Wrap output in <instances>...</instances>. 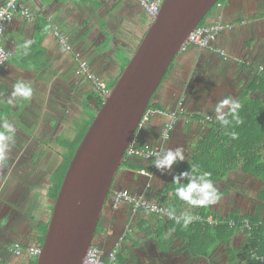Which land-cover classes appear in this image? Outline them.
Listing matches in <instances>:
<instances>
[{
	"label": "crops",
	"instance_id": "0c3cea01",
	"mask_svg": "<svg viewBox=\"0 0 264 264\" xmlns=\"http://www.w3.org/2000/svg\"><path fill=\"white\" fill-rule=\"evenodd\" d=\"M4 1L0 0V5ZM25 3L36 13L35 19L16 17L2 38L14 57L0 68V124L6 119L16 131L8 159L0 166V264H30L34 256L27 249L39 246L40 226L51 218L52 183L47 176V160L53 152H47V130L62 145L59 136L74 135L76 127L80 128L89 118L90 106H94L95 100L90 99L95 91L93 86L76 73V53L88 59L91 70L110 84L118 79L124 61L132 56L152 22L139 0H37V3L25 0ZM219 13L225 21L235 23L216 42L229 58L194 46L180 52L152 101L182 117L168 140L163 141L160 136L169 119L166 114L155 113L142 133L144 142L158 144L163 149L182 147L184 161L197 153L201 142L219 122L214 111L219 100L231 96L245 106L258 101L260 87H264V82H257L258 74L264 73V0H225L208 22ZM49 20L69 35L74 46L72 52L61 46ZM35 38H42L40 46L34 52L30 48L25 50L24 45ZM20 80L32 86L30 100L11 96L14 84ZM6 110L10 113L5 114ZM63 152H57L61 158L55 167L62 161ZM181 163L173 165L171 174L157 169L152 177L124 166L117 173L112 191L127 189L159 202L169 200L173 192L167 186ZM229 179L235 181L229 184ZM258 179L240 170L231 172L220 182V199L208 206L207 213L227 217L254 212L248 201L251 196L252 202L259 200L262 182ZM249 182L261 186L255 194L252 188L248 191ZM249 207L252 211L246 212ZM183 209L191 206L181 202L180 213H184ZM159 223L158 216L132 213L126 203L116 209L108 203L96 240L108 253L124 236L122 243L129 242L124 246L140 249L130 253L131 261L135 258L137 264H151L153 260L164 264L166 258L162 252H165L156 235ZM165 235L172 240H169L171 252L165 254L172 255L179 264L190 257L182 247L183 239L170 230ZM155 248L161 251L160 255H156ZM18 249L23 252L18 254Z\"/></svg>",
	"mask_w": 264,
	"mask_h": 264
},
{
	"label": "water",
	"instance_id": "95a60500",
	"mask_svg": "<svg viewBox=\"0 0 264 264\" xmlns=\"http://www.w3.org/2000/svg\"><path fill=\"white\" fill-rule=\"evenodd\" d=\"M219 0H163L79 143L52 198L53 210L36 264H83L97 235L127 148L165 74ZM37 3V0H35Z\"/></svg>",
	"mask_w": 264,
	"mask_h": 264
},
{
	"label": "trees",
	"instance_id": "16d2710c",
	"mask_svg": "<svg viewBox=\"0 0 264 264\" xmlns=\"http://www.w3.org/2000/svg\"><path fill=\"white\" fill-rule=\"evenodd\" d=\"M43 1L47 2V0ZM224 1L225 0H219L218 2L223 3ZM214 8H216V4L208 12L200 24H205L208 22L206 21V18L209 16V14H211V11ZM45 29H47L46 22ZM41 39L42 38H35L32 40L28 48L32 49L34 52V50L40 46ZM39 57L40 56L37 58L39 59ZM130 58H127L124 61V64L122 65V71L125 65L129 62ZM172 66L173 63L170 65L164 78L170 72ZM116 80L108 84V87L112 88ZM257 82H264V73L258 74ZM260 89L262 92L259 93V98H257L258 101L245 106L242 105V109L240 110V118L243 122L241 124H236L235 121H233L227 128H225L221 126L220 122L215 123L216 128L214 127L211 135L208 136L205 141L201 142L197 153L194 154L190 159L183 161L175 173L176 175L185 170L195 168L198 170V172H209L211 174L210 179L214 183L224 181L228 175L235 170H240L242 173L248 176H256L262 182V188L258 193L259 209L256 212L244 214L236 213L227 217L208 214V207H191V209H183L182 212L185 214H190L193 216L200 214L205 218L208 215H213L216 219L224 220L217 225H211L207 221L203 222L193 220V222L187 228L183 226L182 221L181 223L177 224L176 220H165L164 218L158 216L160 218V223L156 230V235L158 236L157 238L161 240L160 245L162 244L161 248L165 253L171 252V247L169 246V240L171 239L166 238L165 235L168 230L173 231L181 239H183L184 244L182 247L184 251L195 257H209L215 247L223 243L226 244L236 233H244L246 235L245 245L248 246L247 251L252 254V257L254 255L252 261H250L249 264H264V258L261 259V257H264V87L261 85ZM90 99L95 100L99 105H102L103 103L102 96L96 91L92 92ZM152 100L149 103L148 108L157 109L159 105L153 103ZM90 108L92 112L89 118L86 119L80 126L75 138L72 140L60 139V142L66 148V151L62 154V161L57 167L54 168L49 177L52 183L49 189V194L52 198L57 196L76 148L83 139L88 127L97 113V110L94 108V106H90ZM159 109L162 108L159 106ZM4 113L8 114L10 112L9 110H6ZM180 117L182 116L179 114L178 120ZM229 119H231V117H229ZM232 132L238 133V139H232ZM140 141L141 143H145L143 137ZM124 166L138 170L145 166V161L138 157L126 155L122 164V167ZM181 183L186 184L187 180H182ZM176 187L177 185L174 183L172 177L167 189L172 190L173 197L169 200L164 199L161 203L169 206L171 210L180 213L181 202L183 201H180L175 196ZM230 220L235 221V224L230 225ZM245 220H248V225L246 224ZM47 228L48 223H44L40 226L39 247H41L44 242ZM99 229L100 223L97 227V233L99 232ZM170 242H172V240ZM172 252H176V250H172ZM105 258L107 257L105 256ZM36 261L37 257H34L30 264H36ZM128 262L129 257L123 255V253H120L119 251L117 253L116 264H128Z\"/></svg>",
	"mask_w": 264,
	"mask_h": 264
},
{
	"label": "built area",
	"instance_id": "2783aa9c",
	"mask_svg": "<svg viewBox=\"0 0 264 264\" xmlns=\"http://www.w3.org/2000/svg\"><path fill=\"white\" fill-rule=\"evenodd\" d=\"M139 1L145 8L148 16L153 21L160 12L163 0ZM222 6V2L216 3V8H221ZM16 17H22L27 21H32L35 19L36 13L31 10V8L25 3V0H5V2L0 5V68L9 63L14 57L13 50L7 48L2 43V38L5 31L7 30L8 24L12 22ZM48 22L61 46H63L66 51L72 52L74 46L69 35L64 32L55 22H52L50 20ZM234 26L235 23L225 21L222 14L219 13L217 15V18H215L213 21L207 22L205 24H199L193 31H191L188 38L182 44L181 52L187 50L190 46H194L198 49H205L211 52L218 53L226 59L229 57L228 53L225 50L220 49L217 46L216 42L222 32L228 29H233ZM76 57L77 75L85 77L91 83L94 90L102 96L104 101L110 94V88L108 87V84L91 70L88 59L83 58L80 53H76ZM155 113H161L163 115L166 114L167 116H169V119L165 122L162 128L160 136L163 141L168 140L171 137L172 132L177 124L179 113L176 111L168 112L158 108H148L145 111L141 123L139 124L125 154V156L128 155L132 157H138L144 160L146 162V165L138 169V172L148 177H152L157 171V168L153 164V161L155 159L153 153H159L162 148L158 144H151L146 142L141 143L140 140L142 138L143 130L146 128V125ZM206 118L208 120L211 119L210 116H206ZM165 136L167 137V139H165ZM109 203H111V205L115 209L119 208V206L123 203H126L131 207L132 213L147 212L164 218L165 220H175L170 219L166 214L167 211H171L169 206L157 200H153L144 194L132 193L127 189L112 191ZM153 208H155L156 210L152 211ZM175 214L176 216L181 215V213L178 212H175ZM195 217H198L197 219H195V221H207L211 225H217L224 221L216 219L213 215H208L205 218L202 215L197 214L195 215ZM245 222L248 225V220H245ZM229 223L230 225H234L235 221L230 220ZM123 240L124 236H122L115 242L114 247L108 253H105L100 245L93 243L88 249L83 264H116L117 253ZM22 252V249L17 250L18 254H21ZM27 252L31 256L38 257L41 252V247H30L27 249ZM105 256L107 258H105Z\"/></svg>",
	"mask_w": 264,
	"mask_h": 264
},
{
	"label": "clouds",
	"instance_id": "9594fccd",
	"mask_svg": "<svg viewBox=\"0 0 264 264\" xmlns=\"http://www.w3.org/2000/svg\"><path fill=\"white\" fill-rule=\"evenodd\" d=\"M31 41L24 45L25 50L29 47ZM27 54V51H25ZM11 96L13 98H20L22 100H30L33 96V88L30 84L23 80L18 81L13 86ZM11 103V99L9 100ZM242 104L238 99H233L231 96L219 100L214 108L216 120L221 126L227 128L233 121L236 124H241L243 121L240 118V110ZM231 117V119H229ZM15 127L6 119L0 124V166H2L8 159V152L10 144L14 141ZM232 139H238V133H231ZM165 139L167 137L165 136ZM155 159L153 164L162 173H172L173 165L185 160L184 149L177 147L173 149H161L159 153H153ZM209 172H198L197 169L191 168L173 176V181L177 185L175 188V196L193 208H203L214 205L220 199L218 189L215 187L213 181L210 179ZM187 180L186 184H182V180ZM156 209L153 208L152 211ZM167 216L170 219H175L176 223L183 222V226L187 228L193 220L197 219L190 214L181 213L176 216L175 211H167Z\"/></svg>",
	"mask_w": 264,
	"mask_h": 264
},
{
	"label": "rangeland",
	"instance_id": "374dc122",
	"mask_svg": "<svg viewBox=\"0 0 264 264\" xmlns=\"http://www.w3.org/2000/svg\"><path fill=\"white\" fill-rule=\"evenodd\" d=\"M215 9L216 8H214L211 11V14H209V16L206 18V21H208L210 16H212V14L214 13ZM89 111H90V109H89ZM89 111H87V112H89ZM91 112H90V114H91ZM78 125H79V123L76 124V126H78ZM80 126H81V124H80ZM76 128L77 129L75 130L74 135L70 136L71 133L70 134H65L64 133V134H61L59 136V139H65V140L66 139H70V140L74 139L75 136L77 135L78 131H79L78 130L79 127H76ZM60 132H61V130H60ZM60 151H66L65 147H63L62 145L57 143L55 136L54 137L49 136L48 130H47V152L48 153L53 152L52 154H50V155H52L51 159L49 158L47 160V176H48V178L50 177V175L48 174L50 169L53 170L55 165L57 164V162L61 158V156H59V155H61V153H59V154L57 153V152H60ZM56 155H57V157H56ZM234 172H236V170ZM229 175H228V177H229ZM240 175H241V173L238 176H240ZM246 180L248 181L249 179H246ZM234 181H235L234 179H229L228 183L230 184L231 182H234ZM258 181L261 182L260 179H258ZM220 182H222V181H219L217 183L213 182L215 187L218 190L220 189V184H221ZM253 183L249 182L247 187H248V191H250L251 188H252L254 190V194H255V191L261 186H258V184H253ZM249 199L251 201H248V204L252 205L254 212H256L259 209L258 201H256V199H255V201L252 202V200H253L252 196ZM109 202H110V198H109L108 203ZM239 203H241V202H239ZM247 211L248 212L252 211V208L249 207V209L246 210V212ZM235 212H239V211L235 210ZM263 213H264V211H263ZM245 241H246V235L244 233H236L232 237V239H230L229 242H227L226 244L223 243V244L218 245L214 249V251H212L211 255L209 256L210 259H206V258H202V257H195V256L189 255L190 257H187L185 260L180 262V264H249V262L252 261L254 255L252 257V254L247 251L248 250V246L245 245ZM94 243L100 245L99 243H97L96 237L94 239ZM124 244H129V242L128 241H124ZM124 244L122 243V245L120 246L118 252L120 251V253H123V255L129 257L128 264H137V259L133 258L134 261H131L132 259H131V254L130 253L131 252H134V253L139 252L140 249L139 248H128L127 245L124 246ZM154 251L156 252V255H160L161 254V251H159L157 248H155ZM162 254H163V257L166 258V261H163V262H165L164 264H179L177 262V260L172 257V255H167V254H165L163 252H162ZM152 257L154 259L155 255H152ZM263 258L264 257H261V259H263ZM143 264H148V263L147 262H143ZM151 264H162V263L161 262H156V260H153L151 262Z\"/></svg>",
	"mask_w": 264,
	"mask_h": 264
},
{
	"label": "flooded vegetation",
	"instance_id": "af4514ba",
	"mask_svg": "<svg viewBox=\"0 0 264 264\" xmlns=\"http://www.w3.org/2000/svg\"><path fill=\"white\" fill-rule=\"evenodd\" d=\"M94 108H95V107H94ZM95 109H96V108H95ZM63 153H64V152H63ZM63 153H62V154H63ZM62 158H63V156H62ZM54 168H55V167H54ZM53 170H54V169H53ZM53 170H51V169H50V171H49V172L51 173Z\"/></svg>",
	"mask_w": 264,
	"mask_h": 264
}]
</instances>
